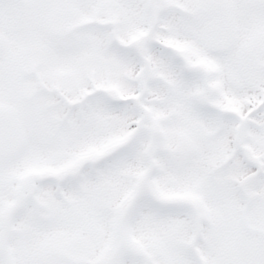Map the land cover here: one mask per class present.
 I'll use <instances>...</instances> for the list:
<instances>
[{
  "label": "snow or ice",
  "instance_id": "snow-or-ice-1",
  "mask_svg": "<svg viewBox=\"0 0 264 264\" xmlns=\"http://www.w3.org/2000/svg\"><path fill=\"white\" fill-rule=\"evenodd\" d=\"M0 264H264V0H0Z\"/></svg>",
  "mask_w": 264,
  "mask_h": 264
}]
</instances>
